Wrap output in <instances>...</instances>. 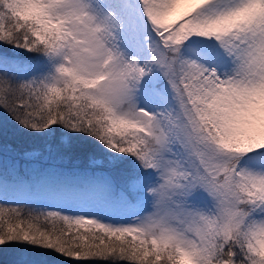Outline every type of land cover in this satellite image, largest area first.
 Listing matches in <instances>:
<instances>
[{"label":"snow or ice","instance_id":"6c2138e0","mask_svg":"<svg viewBox=\"0 0 264 264\" xmlns=\"http://www.w3.org/2000/svg\"><path fill=\"white\" fill-rule=\"evenodd\" d=\"M182 2L190 6L171 19ZM255 3L142 0L157 38L141 63L118 50L109 18L87 0H40L41 18L29 0H0V41L60 57L51 77L13 83L0 71V107L15 121L0 126V264L24 243L66 261L264 264V170L242 166L264 169L248 155L264 157V110L241 95L264 83V14L247 11ZM194 34L214 37L233 70L202 63L211 52L196 50ZM153 65L175 109L140 106ZM145 192L152 210L131 223L101 218L120 211L108 201L133 208ZM201 193L214 210L190 206Z\"/></svg>","mask_w":264,"mask_h":264},{"label":"rangeland","instance_id":"374dc122","mask_svg":"<svg viewBox=\"0 0 264 264\" xmlns=\"http://www.w3.org/2000/svg\"><path fill=\"white\" fill-rule=\"evenodd\" d=\"M140 1L87 0L92 11L99 19H104L105 17L109 18L112 24V31L115 33L114 43L117 45L118 50L129 58L138 57L140 62L144 63L145 60L150 58L147 38L151 37L152 39H156L157 37L152 25L147 26L148 22L144 20L143 15L139 13V9H137V6H139L144 12L142 0ZM19 50L18 48L15 51ZM196 50L205 52V49L202 47H196ZM184 52L186 55H193L195 58V54H192L190 50L188 51L187 46L184 48ZM221 58L220 55L210 57L201 56L203 63H206L209 67L217 68L221 73L232 71L234 68L232 59L223 58L222 60ZM2 61H7V63L0 66V71L4 72L8 80L16 83L21 80L32 79L33 77L37 79L51 77L55 74L56 66L60 62V57L46 54L33 61L25 60V62H19L18 59L13 56L8 58V60L0 58V62ZM137 98L140 102V106L146 107L150 112H157L166 108L175 109L177 107V101L175 100V94L172 88L168 84L160 68L154 65L152 66V71L144 77ZM3 115L4 109L0 107V123L1 121L5 122ZM248 155L255 161L264 160V157L255 154ZM242 166L250 167L255 171L264 170L259 163L253 165L242 164ZM145 172L146 174H150L153 183L159 182L160 178L155 171L148 169ZM143 196L145 199L133 208L126 207L119 199L108 201L109 206L120 209V211L116 214H101V218L106 222L114 224L131 223L135 216L142 215L145 211L152 210V196L147 192L143 193ZM190 206L204 211L209 209L214 210V202L206 193H201L194 197ZM32 245L33 244L27 243L21 244L6 252L13 255L16 262L20 264H95L93 260L66 261L64 257L56 253H50L46 248L37 245H34L36 248H32Z\"/></svg>","mask_w":264,"mask_h":264},{"label":"trees","instance_id":"16d2710c","mask_svg":"<svg viewBox=\"0 0 264 264\" xmlns=\"http://www.w3.org/2000/svg\"><path fill=\"white\" fill-rule=\"evenodd\" d=\"M142 15H143L144 20L146 22H148L147 26L151 25V23L147 19V17L144 14H142ZM14 46H16V45L13 43L0 41V58H5L6 60H8V58H11L14 56L18 59L19 62H25V60L33 61L39 57H43L46 55V53L43 51H29L26 48L17 47V46L14 47ZM18 48L20 50L15 51ZM3 117H4L5 122L1 121L0 126L10 129L15 124V121L11 120V118L9 117L8 113L5 110H4ZM8 158H9V153L6 150L5 151V161L6 162H7ZM130 159H135V157H130ZM141 171H146V170L141 169ZM9 203H13V202H9ZM24 244H26V243H24ZM32 248H36V247L34 245H32ZM48 250L50 251V253L54 254V252H52L50 249H48ZM6 255L12 258V264H20V263L16 262L15 257L13 255H11L9 252H6ZM93 261L95 262V264H127L126 261L113 260V259H107V260L97 259V260H93Z\"/></svg>","mask_w":264,"mask_h":264},{"label":"clouds","instance_id":"9594fccd","mask_svg":"<svg viewBox=\"0 0 264 264\" xmlns=\"http://www.w3.org/2000/svg\"><path fill=\"white\" fill-rule=\"evenodd\" d=\"M29 7L32 14L37 18H41L45 15L44 10L40 7V0H29ZM247 11L249 20H251L252 16L257 11L264 14V4L260 3V0H256L254 7ZM41 23L47 27L49 22L41 19ZM241 95L246 105H253L260 110H264V83L259 84V86L252 87L251 89H246ZM260 244L264 247V240H261Z\"/></svg>","mask_w":264,"mask_h":264},{"label":"bare ground","instance_id":"6f19581e","mask_svg":"<svg viewBox=\"0 0 264 264\" xmlns=\"http://www.w3.org/2000/svg\"><path fill=\"white\" fill-rule=\"evenodd\" d=\"M217 3V0H214V5ZM190 5L186 4V3H180L177 5V10L176 12L173 13L171 19L176 20L179 13L181 11H184L185 9H187ZM221 7L223 5H220ZM191 41L195 42V48L196 47H202L205 49V52H211V56H216V55H220L222 58H229L227 57V55L224 53V51L219 47V42L215 41V38H209V37H202L199 34H194L193 37L189 38ZM208 41H211L212 43L209 44L207 43ZM187 46V45H186ZM188 47V46H187ZM190 50V52L193 54L194 52L192 51L191 47H188V51ZM195 54V53H194ZM201 60V57H200ZM202 62V60H201ZM203 63V62H202Z\"/></svg>","mask_w":264,"mask_h":264}]
</instances>
